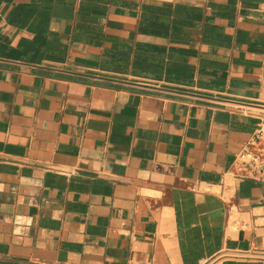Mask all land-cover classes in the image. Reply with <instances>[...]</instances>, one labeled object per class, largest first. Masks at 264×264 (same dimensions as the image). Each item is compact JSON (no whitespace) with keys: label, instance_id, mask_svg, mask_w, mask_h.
Listing matches in <instances>:
<instances>
[{"label":"crops","instance_id":"0c3cea01","mask_svg":"<svg viewBox=\"0 0 264 264\" xmlns=\"http://www.w3.org/2000/svg\"><path fill=\"white\" fill-rule=\"evenodd\" d=\"M264 0H0V264H264Z\"/></svg>","mask_w":264,"mask_h":264},{"label":"built area","instance_id":"2783aa9c","mask_svg":"<svg viewBox=\"0 0 264 264\" xmlns=\"http://www.w3.org/2000/svg\"><path fill=\"white\" fill-rule=\"evenodd\" d=\"M264 122V120H263ZM235 175L264 182V126L261 125L243 145L234 160Z\"/></svg>","mask_w":264,"mask_h":264}]
</instances>
